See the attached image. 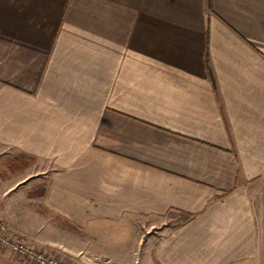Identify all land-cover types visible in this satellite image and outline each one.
I'll use <instances>...</instances> for the list:
<instances>
[{
    "label": "crops",
    "instance_id": "1",
    "mask_svg": "<svg viewBox=\"0 0 264 264\" xmlns=\"http://www.w3.org/2000/svg\"><path fill=\"white\" fill-rule=\"evenodd\" d=\"M0 217L111 263L264 264V0H0Z\"/></svg>",
    "mask_w": 264,
    "mask_h": 264
},
{
    "label": "rangeland",
    "instance_id": "2",
    "mask_svg": "<svg viewBox=\"0 0 264 264\" xmlns=\"http://www.w3.org/2000/svg\"><path fill=\"white\" fill-rule=\"evenodd\" d=\"M1 218V217H0ZM182 217L176 213H169L164 217V220L172 225L175 224L176 222H178ZM6 224V223H5ZM7 226V224H6ZM7 228H9L7 226ZM11 232L16 233L18 236H20L24 242H26L28 245L39 248V249H43L46 250L47 252H50L52 255L57 256L59 259L66 261L68 260L69 264H75L77 262H80L82 264H89L90 260H94L96 261V259L100 260L103 259L104 261L103 264H155L154 262V258L151 257H145L143 254H141V250H140V254L139 255H135L133 257H131V260L129 261V263H111L109 262V259H105L103 257H93V256H89L88 254H84V253H78V251H72V247L74 244L73 240H66V241H60L58 239H52V240H42V239H32V238H28L21 232L14 230H10ZM47 235H50V233H47ZM53 235V234H52ZM56 236V235H54ZM150 238V239H149ZM146 241L147 243H151L153 244V239L152 237H146ZM66 242L68 245H66ZM76 261V262H75Z\"/></svg>",
    "mask_w": 264,
    "mask_h": 264
},
{
    "label": "built area",
    "instance_id": "3",
    "mask_svg": "<svg viewBox=\"0 0 264 264\" xmlns=\"http://www.w3.org/2000/svg\"><path fill=\"white\" fill-rule=\"evenodd\" d=\"M0 246L7 247L17 254L22 264H69L46 250L28 245L16 233L8 232L5 222L0 218Z\"/></svg>",
    "mask_w": 264,
    "mask_h": 264
},
{
    "label": "trees",
    "instance_id": "4",
    "mask_svg": "<svg viewBox=\"0 0 264 264\" xmlns=\"http://www.w3.org/2000/svg\"><path fill=\"white\" fill-rule=\"evenodd\" d=\"M177 214L179 215V217L181 216L182 218L177 222L176 226L184 224L185 222H187L191 218L190 214H187L184 212H179Z\"/></svg>",
    "mask_w": 264,
    "mask_h": 264
}]
</instances>
